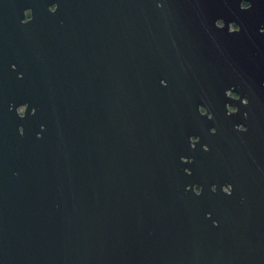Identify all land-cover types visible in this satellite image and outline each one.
Wrapping results in <instances>:
<instances>
[{"label": "water", "instance_id": "1", "mask_svg": "<svg viewBox=\"0 0 264 264\" xmlns=\"http://www.w3.org/2000/svg\"><path fill=\"white\" fill-rule=\"evenodd\" d=\"M0 264H264V0H0Z\"/></svg>", "mask_w": 264, "mask_h": 264}, {"label": "clouds", "instance_id": "2", "mask_svg": "<svg viewBox=\"0 0 264 264\" xmlns=\"http://www.w3.org/2000/svg\"><path fill=\"white\" fill-rule=\"evenodd\" d=\"M244 7L247 8V7H249V5L246 3V4L244 5ZM231 111H235V109H232ZM240 131H241V132H246L247 129L242 125V128L240 129Z\"/></svg>", "mask_w": 264, "mask_h": 264}, {"label": "flooded vegetation", "instance_id": "3", "mask_svg": "<svg viewBox=\"0 0 264 264\" xmlns=\"http://www.w3.org/2000/svg\"><path fill=\"white\" fill-rule=\"evenodd\" d=\"M235 26L233 25L232 26V28H234ZM233 94V92L231 91V92H228V95H232Z\"/></svg>", "mask_w": 264, "mask_h": 264}, {"label": "bare ground", "instance_id": "4", "mask_svg": "<svg viewBox=\"0 0 264 264\" xmlns=\"http://www.w3.org/2000/svg\"><path fill=\"white\" fill-rule=\"evenodd\" d=\"M232 26H233V25H231V27H230V28H232ZM228 92H231V91H227V94H228Z\"/></svg>", "mask_w": 264, "mask_h": 264}, {"label": "rangeland", "instance_id": "5", "mask_svg": "<svg viewBox=\"0 0 264 264\" xmlns=\"http://www.w3.org/2000/svg\"><path fill=\"white\" fill-rule=\"evenodd\" d=\"M21 110H22V109L20 108L19 111L21 112Z\"/></svg>", "mask_w": 264, "mask_h": 264}]
</instances>
